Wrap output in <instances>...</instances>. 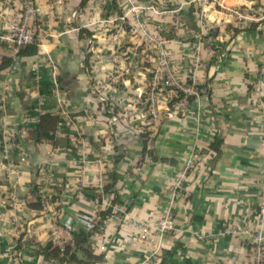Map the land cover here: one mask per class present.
<instances>
[{
    "label": "crops",
    "instance_id": "0c3cea01",
    "mask_svg": "<svg viewBox=\"0 0 264 264\" xmlns=\"http://www.w3.org/2000/svg\"><path fill=\"white\" fill-rule=\"evenodd\" d=\"M149 1L180 10L178 24L171 14L141 20L164 31L173 70L184 80L196 78L204 92L189 110L169 115L165 90L161 113L152 118L144 99L156 53L142 44L131 73L114 83L120 117L113 123L98 86L127 63L140 21L118 0L127 22L116 39L120 17L113 0H35L40 11L30 23L38 51L0 70V264H61L47 260L40 247L72 245L74 232L88 231L83 220H99L111 203L103 188L112 172L118 209L92 236L93 250L104 254L94 264H135L148 253L155 254L151 264H252L251 238L239 229L264 230V0H223L222 6L138 0ZM229 8L255 19L238 23ZM20 10L18 0H0V35ZM6 57L13 56L0 40V63ZM52 62L64 112L53 93ZM45 113L62 119L55 140L20 135L21 128L38 127ZM191 157L194 166L187 169ZM36 184L49 194L61 188L59 198L42 210L30 208ZM169 206L173 228L159 236L154 227Z\"/></svg>",
    "mask_w": 264,
    "mask_h": 264
},
{
    "label": "built area",
    "instance_id": "2783aa9c",
    "mask_svg": "<svg viewBox=\"0 0 264 264\" xmlns=\"http://www.w3.org/2000/svg\"><path fill=\"white\" fill-rule=\"evenodd\" d=\"M127 4L126 14H131L140 21L139 25V41L133 44L129 49L130 56L127 58V63L124 66L116 67L114 76L109 78V83L106 86H98L100 92V100L106 103V110L108 117L111 122L116 123L119 120L120 113L117 109L120 105L117 97V90L114 83L119 77L125 74H130L131 69L137 63V59L141 53V46L144 44L147 50H152L156 53V66L154 69V77L151 80L146 98L144 103L149 109V113L152 118L159 117L161 108V94L163 91H167L169 96L170 113L172 115L176 111H187L190 108L192 97L198 98L204 90L199 87V83L196 78L191 77L188 80L182 79L178 74L175 73L171 66V53L167 47V40L158 32L154 31L152 26L147 22H142L141 18L152 16L153 14L158 16H166L171 14L174 17L175 22L178 24L181 20L180 10L178 8H163L158 5L155 1H149L147 3H140L138 0H123ZM204 3H208L209 0H203ZM218 5H224L223 0H214ZM21 10L15 15L13 22L10 23L7 32L0 35V40L9 46L12 56L16 59L17 53L25 45L32 43L37 37V30L33 24L30 23L34 19L40 8L36 4L35 0H18ZM229 12L232 17L238 22L245 24L247 21L255 19L248 11L241 10L239 8H229ZM73 16H76V12H73ZM107 21L112 22V19ZM125 21L126 15L119 18L115 24L116 34L114 38L118 39L120 34L125 32ZM127 22V21H126ZM264 28V26H263ZM200 46H197V50ZM52 71L51 78L53 83V93L57 98L58 107L60 111L64 112V93L61 88L59 67L55 62L51 63ZM255 91L260 94L262 92L261 80H258L255 84ZM261 124L264 129V106L262 104L260 109ZM20 135H26V128L20 130ZM152 137V136H151ZM153 146L152 142L148 145L151 149ZM195 160L191 157L188 160L187 169L194 166ZM181 182H178V185ZM117 207L114 209L117 212ZM262 219L264 221V206L261 210ZM117 220H120L119 216H115ZM88 230L92 229L96 224L95 220H83ZM142 226H149L144 222ZM144 227V228H145ZM155 231L157 235L163 236L173 228V211L172 206L166 208L163 216L158 220L155 225ZM230 232H237L234 228L229 229ZM239 233L248 235L251 238V260L252 264H263L264 262V230L262 227H258L252 230L250 226L245 225L239 229ZM54 240L60 242L58 233L54 232ZM155 254L148 253L135 264H151L154 260Z\"/></svg>",
    "mask_w": 264,
    "mask_h": 264
},
{
    "label": "trees",
    "instance_id": "16d2710c",
    "mask_svg": "<svg viewBox=\"0 0 264 264\" xmlns=\"http://www.w3.org/2000/svg\"><path fill=\"white\" fill-rule=\"evenodd\" d=\"M113 10L117 11L118 16L121 18L124 16L122 9L119 6L118 0H113L112 3ZM257 16V15H256ZM261 20H258V23H261ZM83 31V29H81ZM160 33L163 35V30H159ZM165 35V33H164ZM168 38L173 37L171 34H166ZM206 37V36H202ZM38 51V41L36 39L24 47L17 53L18 56L23 55H33ZM16 59L13 57H6L0 63V70L11 66ZM188 82H190L187 79ZM202 87L201 85L199 86ZM191 105L190 108L195 101V98L192 97L190 99ZM189 108V109H190ZM62 123V119L58 114L52 113H45L42 114L40 117L39 125L36 128H26V137L34 140L36 142L48 141V140H55V130L56 128ZM22 129V128H21ZM221 140H216V145L220 144ZM110 177V183L107 184L103 188V192L109 193L112 195L110 205L105 208L104 210L99 212V220L96 222L94 227L88 231L81 230L79 232L73 233V244H67L63 248L59 245L55 244L53 241H50L46 245H42L40 247L41 253L47 260L50 261H57L61 264H94L97 262H101L104 259V254H97L92 248V236L96 232H100L104 227L105 220L113 215L114 213V206L118 202V194L115 189V185L117 182V176L115 172L108 174ZM42 186L36 184L33 189V200L28 202V206L32 209L42 210L46 202L56 201L59 198L58 192L61 191V188L56 187V194H49L45 191H41ZM97 191L96 188H93ZM93 197L101 201V194H93Z\"/></svg>",
    "mask_w": 264,
    "mask_h": 264
}]
</instances>
